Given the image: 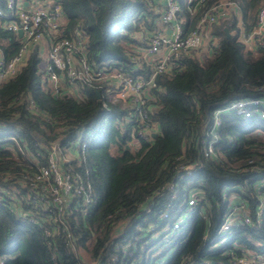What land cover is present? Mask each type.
Masks as SVG:
<instances>
[{"label": "trees", "instance_id": "1", "mask_svg": "<svg viewBox=\"0 0 264 264\" xmlns=\"http://www.w3.org/2000/svg\"><path fill=\"white\" fill-rule=\"evenodd\" d=\"M56 1L66 35L80 29L97 67L151 73L135 56L148 45L162 0ZM222 1L181 0L185 34ZM230 1L231 14L211 25L216 45L182 53L174 69L156 77L144 123L135 121L129 100L107 88L80 83L72 92L67 81L56 92L38 46L18 74L0 80V264H238L252 252L264 255V52L240 38L258 27L264 0ZM0 7L10 11L8 0ZM8 21L0 16L7 61L23 45ZM238 99L260 100L257 111L245 117L231 109ZM147 123L157 136L141 135ZM214 139V152L205 155ZM55 144L75 151L63 168L90 186L86 211L75 195L62 204L33 202ZM195 192L200 200L190 205ZM242 205L250 222L240 215L239 225L223 230L231 209Z\"/></svg>", "mask_w": 264, "mask_h": 264}, {"label": "built area", "instance_id": "2", "mask_svg": "<svg viewBox=\"0 0 264 264\" xmlns=\"http://www.w3.org/2000/svg\"><path fill=\"white\" fill-rule=\"evenodd\" d=\"M181 0H163V4L158 7L159 26L156 27L148 37V45L138 49L135 56L139 62L148 61L152 65L151 73L144 77L135 74V70H129L126 65H120L112 69L97 67L87 56V44L85 38L78 27L73 30L70 36L66 35L65 24L67 18L60 2L56 0H33L16 1L8 0L9 12L0 7V16L9 19L5 25L7 30L17 33L23 30L20 36L23 45L19 51L8 61L4 58L3 50L0 49V80L15 76L21 70L26 57L33 46H38L42 55V46L45 40L48 41L47 66L46 70L50 81L56 92L64 87L65 82L70 81L71 90L80 84H89L94 87L107 88L116 98L130 101L134 106V119L136 122L144 123L148 121V111L146 108L149 89L157 86L156 77L174 69L184 52L200 50L206 46L216 45V38H212L211 25L220 22V19L227 14L226 10L232 1L226 0L207 10L197 22L195 29L185 34L182 27L183 19L181 13ZM198 1L203 3L206 0H188V2ZM28 2V5L26 4ZM245 45L250 48V42L264 44V5L258 13V27L250 33H243L241 37ZM206 45V46H205ZM260 103V100L234 101L230 108L236 110L245 117H250L254 113L253 105ZM257 111V110H256ZM264 117V111H261ZM219 122V121H218ZM217 122V123H218ZM147 131L141 135L147 138V134L156 132V128L146 124ZM216 137V134H215ZM212 140L205 155L214 152ZM82 139L75 144L76 148L84 151L86 145L81 144ZM72 160L65 156V152L59 144L52 147L48 157V165L43 167L38 179L44 181L42 193L33 200L36 206L41 205V201L49 204L50 197L59 204L67 201L69 195L81 197V206L89 209L93 193L90 186L83 183L81 178L72 176L71 169L63 168L66 162ZM195 165L189 167L194 168ZM188 170L187 172H190ZM200 200L198 193H193L189 198V204L195 205ZM264 198L260 203L258 214L262 213ZM244 206H235L227 215L226 222L222 225L223 230H229L232 226L240 224L241 216H245V221L250 222V218L242 209ZM183 218L175 222L174 228L177 229ZM242 222V221H241ZM116 257V256H114ZM238 264H264V255L254 253L250 256H243L238 259Z\"/></svg>", "mask_w": 264, "mask_h": 264}, {"label": "crops", "instance_id": "3", "mask_svg": "<svg viewBox=\"0 0 264 264\" xmlns=\"http://www.w3.org/2000/svg\"><path fill=\"white\" fill-rule=\"evenodd\" d=\"M38 1V0H37ZM27 5H28V2L26 3ZM162 4H163V0H162ZM161 4V5H162ZM160 5V6H161ZM234 5H230L228 8H227V10H226V12H227V14L225 15V16H229V14H231V10H234ZM231 11V12H230ZM238 21H239V23H238V25L242 28V26H243V21H242V16H241V14L240 13H238ZM158 20V19H157ZM159 26V21H157V26L156 27H158ZM243 33H245V32H241V35H240V38L243 36ZM44 43H46L47 45H43L42 46V55H41V57H43V51L45 52V51H48V41L47 40H45L44 41ZM251 43V45L249 46L251 49H253L254 51H256V52H264V44L261 46V45H257L256 44V41H252V42H250ZM206 46V45H205ZM204 49H209V47L208 46H206V47H204ZM48 55V54H47ZM72 92H74V91H72ZM156 130V129H155Z\"/></svg>", "mask_w": 264, "mask_h": 264}, {"label": "rangeland", "instance_id": "4", "mask_svg": "<svg viewBox=\"0 0 264 264\" xmlns=\"http://www.w3.org/2000/svg\"><path fill=\"white\" fill-rule=\"evenodd\" d=\"M47 51H43V61L41 62V69L42 70H44V69H46V66H47ZM135 146H139V144L137 145V144H134ZM135 146H134V148H135ZM65 152V156H67V157H69V158H71V159H73V157H74V154H75V151L74 150H67V152L66 151H64ZM76 153H77V151H76ZM234 196H232V198H233ZM86 255V257H88L89 255H88V253H86L85 254Z\"/></svg>", "mask_w": 264, "mask_h": 264}, {"label": "water", "instance_id": "5", "mask_svg": "<svg viewBox=\"0 0 264 264\" xmlns=\"http://www.w3.org/2000/svg\"><path fill=\"white\" fill-rule=\"evenodd\" d=\"M227 31H228V29H226ZM19 34H20V36H22L23 35V30H20L19 31ZM229 36H230V34H229ZM96 94H97V96L99 97V95H100V93H99V91L98 92H96ZM152 136H157V133L156 132H154L153 134H152Z\"/></svg>", "mask_w": 264, "mask_h": 264}]
</instances>
